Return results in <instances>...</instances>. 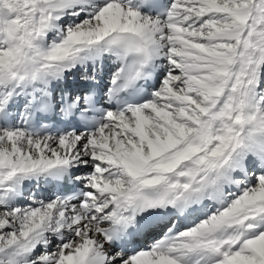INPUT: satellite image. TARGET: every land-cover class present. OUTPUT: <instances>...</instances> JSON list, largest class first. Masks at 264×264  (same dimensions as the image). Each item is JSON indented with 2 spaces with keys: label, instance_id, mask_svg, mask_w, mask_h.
Here are the masks:
<instances>
[{
  "label": "snow or ice",
  "instance_id": "obj_1",
  "mask_svg": "<svg viewBox=\"0 0 264 264\" xmlns=\"http://www.w3.org/2000/svg\"><path fill=\"white\" fill-rule=\"evenodd\" d=\"M0 264H264V0H0Z\"/></svg>",
  "mask_w": 264,
  "mask_h": 264
},
{
  "label": "bare ground",
  "instance_id": "obj_2",
  "mask_svg": "<svg viewBox=\"0 0 264 264\" xmlns=\"http://www.w3.org/2000/svg\"><path fill=\"white\" fill-rule=\"evenodd\" d=\"M32 190H34V191L36 192L37 198H39V197H38L37 189H32ZM48 195H49V192H44L42 198H47Z\"/></svg>",
  "mask_w": 264,
  "mask_h": 264
}]
</instances>
